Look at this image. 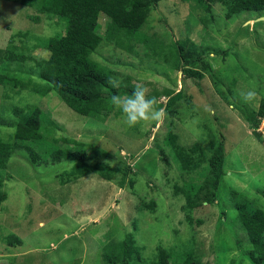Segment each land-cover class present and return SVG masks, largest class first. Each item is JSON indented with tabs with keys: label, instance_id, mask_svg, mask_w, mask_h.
Here are the masks:
<instances>
[{
	"label": "rangeland",
	"instance_id": "obj_1",
	"mask_svg": "<svg viewBox=\"0 0 264 264\" xmlns=\"http://www.w3.org/2000/svg\"><path fill=\"white\" fill-rule=\"evenodd\" d=\"M224 13L219 4L207 12L195 0H160L134 39V52L103 42L91 55L115 73L125 88L121 96L147 88L166 112L160 123L129 127L117 108L100 121L74 112L55 91L33 92L32 82H41L36 62L49 58L42 42L63 34L66 24L21 0H0V76L24 84L0 83V117L7 122L0 124V140L14 142L17 106L36 105L55 123L45 124L44 149L31 143L40 151L37 164L18 150L3 171L0 264H112L104 257L107 245H118L130 233L140 249L131 264H156L161 247L179 255L192 249L202 264H256L237 206L264 210V119L254 131L242 113L258 109L264 98V15L243 12L227 20ZM100 18L103 33L106 18ZM188 40L203 52L191 65L201 77L183 74L178 49L182 43L188 49ZM10 51L25 61L10 62ZM250 89L257 98L245 102L240 93ZM170 134L186 149L196 143L206 149L216 140L225 144L223 179L215 197L194 209L192 224L182 210L184 189L204 184L208 163L183 172ZM55 139L84 143L89 155L96 149L113 155L95 163L123 168L129 175L125 187L97 174L62 185L74 164L53 163L46 151L73 145ZM9 235L21 244L7 242Z\"/></svg>",
	"mask_w": 264,
	"mask_h": 264
},
{
	"label": "trees",
	"instance_id": "obj_2",
	"mask_svg": "<svg viewBox=\"0 0 264 264\" xmlns=\"http://www.w3.org/2000/svg\"><path fill=\"white\" fill-rule=\"evenodd\" d=\"M160 0H21V4L35 8L39 14L49 17H57L66 24L63 34L52 36L42 42L49 53L48 59L36 62V71L40 74V83H33L32 91L42 96L55 91L69 107L78 114L89 116L103 121L108 118L116 108L111 103L113 95H120L123 86L113 87L109 81L115 80V73L99 62L94 61L91 55L97 51L103 43L114 45L120 50L132 53L135 50L138 33L148 22L152 10ZM194 1V0H193ZM208 12L213 6L219 4L225 10L227 20H232L243 12H251L260 16L264 15V0H195ZM106 18L105 31L101 33V15ZM38 20V18L34 19ZM22 35V33H19ZM141 42V41H140ZM189 48L180 44L179 58L184 61V75L189 77H201L200 71L193 70L191 65L203 58V52L192 41H187ZM10 62L25 61L23 55L10 51L7 54ZM205 68L210 72L209 65ZM13 82L14 85H24L22 80L0 76V83ZM16 121L11 125L16 127L14 142L0 140V211L3 202L7 199L4 191L5 176L3 171L8 167L13 154L18 150H25L34 164L42 158L32 144H37L41 149L44 142L46 123L55 124L51 118L38 106L26 105L13 109ZM251 129L256 131L264 119V98L258 109L246 108L242 111ZM0 124H7L2 121ZM45 131V132H44ZM170 142L173 143L174 154L181 164L183 172L199 168L208 163V176L204 184L199 186L189 185L185 190L186 202L182 210L186 220L192 224V213L204 201L208 202L215 197L224 175L225 144L223 140H216L208 148L204 149L200 143L186 149L176 143V136L170 134ZM71 142L73 150L69 148L49 149V155L53 163L66 161L73 163L67 177L61 179L62 185L85 177L89 174H97L103 179L114 181L121 187H125V181L129 178L123 168H113L109 164L95 163L114 158L113 155L96 149L94 155H89L87 145L78 141L67 139L54 140V143ZM75 147V148H74ZM117 173H121L120 179L115 180ZM134 187L135 180L129 179ZM154 208L155 202L149 205ZM239 219L247 234L248 240L253 246L249 252L256 264H264V210L261 208H249L242 203L237 206ZM7 242L21 244V239L15 235H9ZM104 251L107 262L112 264H131L139 259V247L132 233L128 234L118 245L109 244ZM116 251L118 254H116ZM178 255V256H176ZM156 264H202L201 258L190 249L182 254H174L172 250L159 248ZM231 264H236L232 261Z\"/></svg>",
	"mask_w": 264,
	"mask_h": 264
},
{
	"label": "clouds",
	"instance_id": "obj_3",
	"mask_svg": "<svg viewBox=\"0 0 264 264\" xmlns=\"http://www.w3.org/2000/svg\"><path fill=\"white\" fill-rule=\"evenodd\" d=\"M113 87H119V82L110 80ZM148 89L137 86L130 95H113L111 97L112 105L122 113L124 122L129 126H135L140 122L160 123L166 118V112L159 106V99L155 96H149ZM240 96L245 102H253L257 98V92L250 89L241 92Z\"/></svg>",
	"mask_w": 264,
	"mask_h": 264
},
{
	"label": "water",
	"instance_id": "obj_4",
	"mask_svg": "<svg viewBox=\"0 0 264 264\" xmlns=\"http://www.w3.org/2000/svg\"><path fill=\"white\" fill-rule=\"evenodd\" d=\"M260 20H264V17H261Z\"/></svg>",
	"mask_w": 264,
	"mask_h": 264
}]
</instances>
